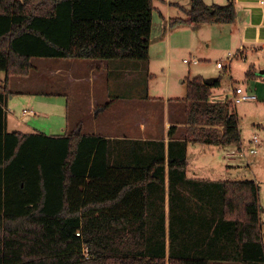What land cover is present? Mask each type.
Instances as JSON below:
<instances>
[{"label": "trees", "instance_id": "1", "mask_svg": "<svg viewBox=\"0 0 264 264\" xmlns=\"http://www.w3.org/2000/svg\"><path fill=\"white\" fill-rule=\"evenodd\" d=\"M155 1L0 0V264H264L258 184L187 177L190 142L241 146L231 101L212 102L221 78L169 100L186 104L184 139L8 131L10 78L35 58L150 62ZM184 12L170 26L237 18L233 2Z\"/></svg>", "mask_w": 264, "mask_h": 264}, {"label": "rangeland", "instance_id": "2", "mask_svg": "<svg viewBox=\"0 0 264 264\" xmlns=\"http://www.w3.org/2000/svg\"><path fill=\"white\" fill-rule=\"evenodd\" d=\"M179 2L183 7L190 8L191 0H173ZM162 0H156L155 6L161 8L166 15L172 17H186L184 10L170 9L163 6ZM185 14V15H184ZM228 25V24H223ZM218 24H196L170 26L159 16L158 9L154 11L152 45L150 48V62L142 61H111L110 64L120 63V73L116 70L109 76L110 93L112 98L108 101L114 102L116 96L120 95V105L117 106V115L126 117L135 116L134 111H140L142 121L145 122V114L155 117L151 120H158L156 125H152L158 135H166L167 126L170 123L178 125L177 136H186V104L176 101H167L170 99L184 100L187 96V84L189 80L195 77L221 78V86L213 94L217 96L228 95L233 88L242 87L248 94L255 95V101H243L236 104L232 109L235 111L239 120L241 130L242 146L245 148L243 154L240 153L239 146H215L207 144L191 145L190 158L194 162L196 155L205 159V166L208 161L215 162V172L212 175L215 178L230 181H255L259 186L260 202V223L264 241V55L254 53L248 55V58L236 57L231 63V69L218 68L217 62L225 60L229 53H236L233 44L221 39V27ZM196 58L199 64L185 63L184 60ZM46 62H55L62 59H44ZM255 62V64H252ZM229 63H225L227 67ZM254 68H253V66ZM254 72L253 77H248L247 72ZM0 76H4L0 71ZM5 78V77H4ZM48 79V78H47ZM44 84L29 86L27 89L30 94L20 95L11 103L10 114L16 118H21L23 109H31L27 106L29 97L34 98L36 104H47L42 108L49 116H43V110L35 108L36 115L25 117L27 122L36 120L43 126H28L27 133L41 132L47 135H60L67 129V101L65 97L53 95L56 93V86L52 81L45 80ZM62 86V85H61ZM1 88V85H0ZM16 89V88H15ZM43 92L51 93L42 94ZM80 97H70L69 120L70 124L76 125L79 120H88L90 108L92 107L90 97L92 90L89 85L77 90ZM63 104V105H62ZM172 106L170 111L166 106ZM100 109V108H98ZM32 110V109H31ZM144 115V116H143ZM60 116V117H58ZM75 123H72V120ZM62 120L65 125L63 129L60 123ZM128 120H126L127 122ZM148 121V122H150ZM125 122V123H126ZM152 122V121H151ZM151 122L149 124H151ZM146 123V122H145ZM131 124V123H128ZM147 125V124H146ZM145 125V126H146ZM150 126V127H152ZM149 127V128H150ZM25 128V127H24ZM35 128V129H34ZM216 130L223 131L224 126L218 125ZM40 131H38V130ZM45 129V130H43ZM136 128L128 131L130 135L134 134ZM23 130V128H22ZM207 130L215 131V129ZM88 132V130H85ZM255 136L259 138V147L255 154L249 152L251 139ZM165 137V136H163ZM198 148V154L194 152ZM237 152L235 155L233 153ZM205 153H209L206 157ZM214 153V156L211 154ZM232 154L233 157L229 156ZM203 155V156H202ZM211 176V177H213Z\"/></svg>", "mask_w": 264, "mask_h": 264}, {"label": "crops", "instance_id": "3", "mask_svg": "<svg viewBox=\"0 0 264 264\" xmlns=\"http://www.w3.org/2000/svg\"><path fill=\"white\" fill-rule=\"evenodd\" d=\"M206 4L213 5L217 4L220 6H227L231 2L235 4L237 18L233 24L219 26L221 28L220 37L223 41H227L228 43L233 44L236 52L241 48H244V56L247 59L248 55H254V53L262 54V50L264 49V0H204ZM164 3L163 6L168 7L170 9V14H172V9L177 10H187L189 8L183 7L179 2L173 0H162ZM158 9L159 16L164 19L166 26L172 18H182L187 19L186 17L180 16L182 13L177 12L179 16L172 17V15H166L162 7ZM185 15V14H184ZM195 26V25H192ZM111 61H98V60H82V59H62L60 61L55 62H46L42 58H35L33 60L34 68L32 69L30 75L21 77V76H13L10 78V89L13 94L9 98L7 113H8V131H22L26 132L25 129L30 127L31 123L37 126H43L36 120L27 122L25 117L28 115H36L35 108H44L47 104H36L34 98L29 97V101L27 102V106H30L32 109H23V115L21 118H16L10 114L12 105L11 103L20 95L30 94V91L27 89L29 86H37L38 84H44L45 80L52 81L54 86H56V93L53 95H58L60 97H65L67 101V115H64V118L67 122V129L63 131V134L60 135H51V136H62L67 133H71L77 130H80L82 134L85 135H96L100 136L104 139H112V140H138V141H158L161 139H165L166 142H169V130L172 126L177 124L169 123L167 126L168 132L166 135H158V132L155 131L156 127L152 125H156L154 123H158V120H151L155 117L147 116L145 114V122L142 121V114L140 111H134L135 116H128L127 118L117 115V106L120 105V95L116 96V100L114 102L108 101L109 98H112L110 93V89L112 85L109 82V74L114 70L120 73V63L118 64H110ZM252 64H255L253 62ZM253 66V65H252ZM254 68V66H253ZM252 69V68H251ZM2 72V71H1ZM4 76H0V80L4 81L6 78V74L2 72ZM5 77V78H4ZM48 78V79H47ZM62 85V86H61ZM89 85L92 90L90 102L92 107L90 108L89 119L79 120V123L74 125L70 124L69 120V103L70 97H80L79 96L80 88ZM16 88V89H15ZM215 89V93H216ZM42 94L51 93L43 92ZM169 101V100H167ZM119 104V105H117ZM63 105V104H62ZM100 108V109H98ZM167 111H170L172 106L165 107ZM45 109V108H44ZM43 110V109H42ZM46 110V109H45ZM44 111V110H43ZM47 111V110H46ZM44 111L43 116H49L48 113ZM48 112V111H47ZM60 117V116H58ZM61 118V117H60ZM126 120H128L126 122ZM151 124H149L150 122ZM60 128L63 129L65 123L60 120ZM126 122V123H125ZM72 123H75V120H72ZM131 123V124H128ZM147 124V125H146ZM33 125L31 126L33 128ZM146 125V126H145ZM152 126V127H150ZM178 126V125H177ZM25 127V128H24ZM150 127V128H149ZM23 128V130H22ZM131 128H136L134 134H128V131ZM35 129V128H34ZM38 130V129H36ZM45 130V129H43ZM88 130V132H85ZM40 131V130H38ZM43 132V131H41ZM27 133V132H26ZM178 134V133H177ZM165 136V137H163ZM176 139H184L183 136H175ZM199 144L190 142L188 145V170L187 177L195 180H206V181H224L223 179L215 178L212 175V172H215V162L208 161L209 165L206 167L205 159L198 157L192 162L190 158L191 145ZM201 144V143H200ZM242 145V143H241ZM198 148H194V152L198 154ZM206 157H209V153H205ZM214 156V153L211 154ZM235 155V154H234ZM203 156V155H202ZM229 156L233 157L232 154ZM205 161V162H204ZM214 165V167L211 166ZM213 176V177H211ZM167 190H168V177H167ZM168 193V192H167ZM166 213V242L167 245L170 243L169 239V208H170V198L169 194L166 196V200L163 204ZM225 264H241L236 261H229Z\"/></svg>", "mask_w": 264, "mask_h": 264}, {"label": "built area", "instance_id": "4", "mask_svg": "<svg viewBox=\"0 0 264 264\" xmlns=\"http://www.w3.org/2000/svg\"><path fill=\"white\" fill-rule=\"evenodd\" d=\"M262 54L264 55V49L262 50ZM236 57L245 58L244 48H241L236 53H229L225 60L217 62L218 68L230 70L231 63L234 60V58H236ZM184 62L189 63V64L190 63H193V64H199L200 63V61L197 60L196 58H193L191 60L185 59ZM227 62L229 63V65L226 67L225 63H227ZM256 99H257V97L255 95L248 94L242 87H237L235 89L233 88V90H231L228 93V95H224V96L215 95L214 97L212 96V102L223 103L226 101H231L233 108H235L236 104L239 102L255 101ZM259 142L260 141H259V138L257 136H255L253 139H251V146L249 147V152L251 154H255L257 152V149L259 147ZM239 149H240V153L243 154V151L245 148L241 145L239 147ZM236 153L237 152H235L233 154H236Z\"/></svg>", "mask_w": 264, "mask_h": 264}, {"label": "water", "instance_id": "5", "mask_svg": "<svg viewBox=\"0 0 264 264\" xmlns=\"http://www.w3.org/2000/svg\"><path fill=\"white\" fill-rule=\"evenodd\" d=\"M217 78H208L206 79V84L211 85Z\"/></svg>", "mask_w": 264, "mask_h": 264}]
</instances>
